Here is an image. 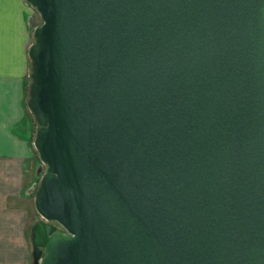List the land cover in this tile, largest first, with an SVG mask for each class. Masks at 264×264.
I'll list each match as a JSON object with an SVG mask.
<instances>
[{
  "label": "water",
  "instance_id": "obj_1",
  "mask_svg": "<svg viewBox=\"0 0 264 264\" xmlns=\"http://www.w3.org/2000/svg\"><path fill=\"white\" fill-rule=\"evenodd\" d=\"M26 2L35 264H264V0Z\"/></svg>",
  "mask_w": 264,
  "mask_h": 264
},
{
  "label": "crops",
  "instance_id": "obj_2",
  "mask_svg": "<svg viewBox=\"0 0 264 264\" xmlns=\"http://www.w3.org/2000/svg\"><path fill=\"white\" fill-rule=\"evenodd\" d=\"M40 24L26 0H0V264H31L26 194L40 168L27 106L28 49Z\"/></svg>",
  "mask_w": 264,
  "mask_h": 264
},
{
  "label": "rangeland",
  "instance_id": "obj_3",
  "mask_svg": "<svg viewBox=\"0 0 264 264\" xmlns=\"http://www.w3.org/2000/svg\"><path fill=\"white\" fill-rule=\"evenodd\" d=\"M29 4V3H28ZM30 5V4H29ZM36 11V10H35ZM37 13V12H36ZM33 43V36H32V41ZM31 43V44H32ZM30 61V60H29ZM30 73H31V63L29 62V77H30ZM28 84L30 85V78L28 80ZM28 86V85H27ZM27 97H29V95L27 94ZM28 100V98H27ZM33 116V115H32ZM33 130H34V133L32 135V138H31V144H32V147H33V152H34V157L36 159V168L35 169H38L40 168V172H39V175L36 179H34L35 181L33 182V185H32V188H31V192L29 194H26L27 197H30L29 198V201L26 202L27 204V207L29 208V223H28V238H29V241H30V244H31V247H32V257H31V264H35L34 262V259H33V245H32V241H31V237H32V228L34 226V224L36 222H39V221H43L44 220L40 217V215L37 213L36 209H35V204H34V200H35V193L39 187V184H40V178L41 176L43 175L44 173V170H45V165L41 162L40 158H39V155L37 153V151L35 150L34 146H33V139L35 137V134H36V130H37V124H36V121L33 117ZM57 227V229H61L58 225L56 224H53Z\"/></svg>",
  "mask_w": 264,
  "mask_h": 264
},
{
  "label": "trees",
  "instance_id": "obj_4",
  "mask_svg": "<svg viewBox=\"0 0 264 264\" xmlns=\"http://www.w3.org/2000/svg\"><path fill=\"white\" fill-rule=\"evenodd\" d=\"M30 78V77H29ZM27 94L29 95V84L27 86Z\"/></svg>",
  "mask_w": 264,
  "mask_h": 264
}]
</instances>
